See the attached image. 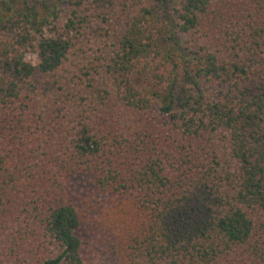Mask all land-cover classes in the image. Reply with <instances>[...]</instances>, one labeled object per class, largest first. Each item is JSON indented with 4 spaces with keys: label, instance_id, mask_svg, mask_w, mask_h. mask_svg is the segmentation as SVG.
<instances>
[{
    "label": "trees",
    "instance_id": "obj_1",
    "mask_svg": "<svg viewBox=\"0 0 264 264\" xmlns=\"http://www.w3.org/2000/svg\"><path fill=\"white\" fill-rule=\"evenodd\" d=\"M0 264H264V0H0Z\"/></svg>",
    "mask_w": 264,
    "mask_h": 264
},
{
    "label": "rangeland",
    "instance_id": "obj_2",
    "mask_svg": "<svg viewBox=\"0 0 264 264\" xmlns=\"http://www.w3.org/2000/svg\"><path fill=\"white\" fill-rule=\"evenodd\" d=\"M74 192L84 213L81 235L87 249L100 263H109L114 257L113 246L133 226L135 213L128 201L98 196L87 177L74 180Z\"/></svg>",
    "mask_w": 264,
    "mask_h": 264
}]
</instances>
